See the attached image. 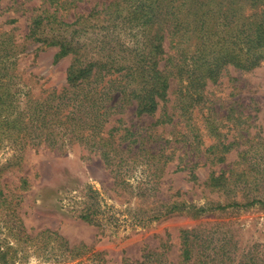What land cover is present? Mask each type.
<instances>
[{
  "label": "rangeland",
  "instance_id": "obj_1",
  "mask_svg": "<svg viewBox=\"0 0 264 264\" xmlns=\"http://www.w3.org/2000/svg\"><path fill=\"white\" fill-rule=\"evenodd\" d=\"M44 1L0 0V45L11 49L10 67L18 84L41 99L67 86L71 63L70 55L54 60L57 47L27 37ZM113 1L82 0L75 10L86 15ZM196 1L216 11L229 5L228 0ZM250 4L239 2L238 14L247 13ZM99 16L110 23L108 12ZM95 21L89 18L88 34L100 31L92 26ZM113 22L119 25L113 34H123L120 40L129 46L157 26L142 31L134 22ZM164 32L168 34L165 27ZM168 42L165 39V46ZM185 86L171 79L167 106L155 115L137 116L135 107L127 105L110 119L105 130L119 127L112 143L124 153V160L117 157L112 166L83 142L64 152L25 146L20 159L3 144L0 264L62 260L52 243L39 247L23 240L25 234L35 237L41 231H55L69 248L80 251L70 263L94 253L97 264H142L153 252L160 254L153 264H193L204 258L198 256L199 242L191 260L183 258L180 245L181 231L191 228L201 230L216 251L225 248L220 264H264V206L211 209L235 201H264V62L250 70L224 67L217 81L206 82L188 113L179 109L181 103L178 106L191 91ZM119 117L121 121L114 120ZM222 173L230 179L229 187L210 185V178ZM235 179L238 182L232 183ZM201 206L209 210L198 211ZM87 208L99 210L95 219L100 224L80 218ZM208 253L213 256L215 251Z\"/></svg>",
  "mask_w": 264,
  "mask_h": 264
},
{
  "label": "trees",
  "instance_id": "obj_2",
  "mask_svg": "<svg viewBox=\"0 0 264 264\" xmlns=\"http://www.w3.org/2000/svg\"><path fill=\"white\" fill-rule=\"evenodd\" d=\"M80 1H44L27 32L28 38L57 47L55 61L71 56L67 86L61 91L42 99L32 97L29 89L18 84V76L10 67L14 63L11 49L0 45V147L10 145L16 152L15 159L21 158L25 146L43 145L64 152L71 144L83 142L98 150L105 163L112 166L117 157L120 162L124 160V153L112 143L119 127L105 130V126L112 117L122 114L127 105L135 107L137 116L155 115L160 107L166 108L171 79H176L191 90L178 100L179 109L188 113L198 102L206 82L217 81L224 67L233 65L250 70L264 62V0H249L251 7L243 15L238 14L237 6L248 0H228L229 5L219 11L210 6L202 8L196 0H117L103 8L93 7L86 15L75 10ZM124 10L130 13L128 18ZM107 12L111 19L108 24L98 18ZM67 16L72 20H66ZM90 17L96 20L92 26L99 28V32L88 34ZM119 19L134 22L142 31L157 26L151 34H144L136 46H129L120 40L123 34H113L119 26L113 21ZM167 38L169 44L165 46ZM237 182L235 179L232 183ZM230 183L223 173L210 178L212 186L228 188ZM256 203L264 206L263 200L252 199L211 209ZM90 209L81 210L78 215L100 224L95 219L99 210ZM205 210L209 209L198 207V211ZM180 237L185 260L192 259L199 242L198 256L204 258L193 264L221 263L219 257L225 248L216 251L211 241L203 239L201 230L184 229ZM23 240L39 247L52 243L51 249L57 250L58 258L62 259L57 264H97L93 261L98 254L94 253L70 263L80 251L69 248L55 231H41L35 237L25 234ZM209 250L215 254L211 256ZM159 255L149 252L143 262L153 264L152 259Z\"/></svg>",
  "mask_w": 264,
  "mask_h": 264
}]
</instances>
